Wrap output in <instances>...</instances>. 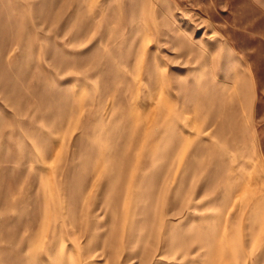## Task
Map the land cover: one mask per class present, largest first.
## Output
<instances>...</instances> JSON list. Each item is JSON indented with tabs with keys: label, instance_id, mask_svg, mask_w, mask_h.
Returning <instances> with one entry per match:
<instances>
[{
	"label": "rangeland",
	"instance_id": "374dc122",
	"mask_svg": "<svg viewBox=\"0 0 264 264\" xmlns=\"http://www.w3.org/2000/svg\"><path fill=\"white\" fill-rule=\"evenodd\" d=\"M0 264H264V0H0Z\"/></svg>",
	"mask_w": 264,
	"mask_h": 264
}]
</instances>
